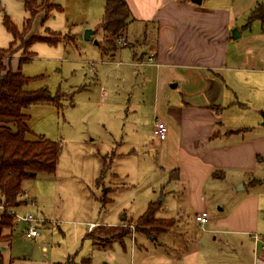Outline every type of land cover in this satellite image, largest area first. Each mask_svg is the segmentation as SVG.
<instances>
[{
    "label": "rangeland",
    "instance_id": "1",
    "mask_svg": "<svg viewBox=\"0 0 264 264\" xmlns=\"http://www.w3.org/2000/svg\"><path fill=\"white\" fill-rule=\"evenodd\" d=\"M24 1L0 0V50L12 40L3 17L7 16L19 32L30 18L27 33L15 41L10 56L2 62L15 70L20 57L34 53L20 66L21 73L30 79L25 89L46 90L56 98L57 106L33 104L27 111L28 126L31 132L60 142L62 148L54 174L41 173L22 183L27 203L15 214L44 216L50 224L37 222L38 236L33 240L25 235L26 222H18L12 230L2 229L6 233L3 236L12 234L9 255L21 260L26 257L11 264H40V260L61 264H239L234 252L223 244L222 235L213 240L212 233L201 226L187 228L191 225L190 208L170 193L174 186H180L173 178V169L165 165L171 155L160 153L157 137L146 126L150 104L134 115L128 111V100L134 103L140 98L146 73V68L137 64L124 45L126 42L131 46L136 36L142 37L137 23L127 25L128 41L123 35L116 39L117 49L105 54L96 45L104 38L101 20L105 0H48L50 9L46 13L38 9L33 17L25 9ZM29 1L34 6L41 3ZM257 1L260 0H228L231 10L240 14L236 26L243 32L238 39L230 40L227 54L229 61L241 55L244 61L252 60L242 65L244 69L264 67V62L256 58L264 55V36L256 35L264 28L261 25L260 29L257 22L250 27L244 25ZM236 26L231 34L233 30L238 32ZM86 30L93 32L90 40L84 39ZM48 31L59 33L57 44L36 40L27 50L22 48L23 41L47 37ZM256 77L259 84L251 85L247 92L254 95L248 110L253 112L252 107H258L256 113L261 116L264 81L261 74ZM150 86H154V73H150ZM232 112L228 111L229 117ZM247 115L250 120L251 115ZM141 123L142 127L135 126ZM262 178L264 163L260 162L248 180ZM216 186L222 189L216 188L215 194L232 190L234 196L235 189H241L239 183L232 188L226 184ZM243 190L249 191L247 185ZM255 191L264 198V183L256 186ZM151 203L160 205L155 217L174 220L170 230L145 234L133 227ZM233 203L222 200L209 210V216ZM0 206V215L4 210L11 213L10 208ZM126 231L121 239L112 238ZM3 236L0 242L6 243ZM42 245L47 247V253L41 251ZM246 249L243 264H250L248 243Z\"/></svg>",
    "mask_w": 264,
    "mask_h": 264
},
{
    "label": "crops",
    "instance_id": "2",
    "mask_svg": "<svg viewBox=\"0 0 264 264\" xmlns=\"http://www.w3.org/2000/svg\"><path fill=\"white\" fill-rule=\"evenodd\" d=\"M125 2L131 14L129 24L137 23L142 34L133 39L129 49L137 64L146 68L140 98L134 103L128 100V111L134 115L150 104L146 126L153 133L155 120L165 124L164 139L153 135L158 140L160 153L171 155L165 165L173 169V178L180 186H174L170 193L190 208L191 225L187 228L201 226L205 232L212 233L213 240L222 235L223 244L234 252L239 264H243L248 243L250 264H264V198L255 191L256 186L264 183V178L248 180L260 162L264 163V125L257 114L258 107H252L253 112L248 110L249 100L254 95L247 94L251 85L259 84L256 74H261V81H264V67L244 69V63L252 62L250 59L244 61V55L234 56L229 61V44L234 39L231 30L237 24L239 12L231 10L228 0H201L199 4L191 0ZM246 20V27L257 22L261 29L259 20H252L248 25ZM236 28L238 39L243 31ZM262 31L256 35L264 36ZM124 37L128 41L126 32ZM151 55L153 62L147 59ZM256 58L264 62V55ZM236 63L241 65H234ZM150 73H154L153 88ZM173 89L178 92L173 94ZM227 100L231 101L226 103ZM228 111H233L230 117ZM247 114L251 115L250 120ZM142 125L135 124L136 127ZM257 156H260L259 161ZM238 183L241 189H235L234 196L232 190L215 194L216 188H221L216 185L226 184L232 188ZM246 185L249 191L243 190ZM241 191L243 194H239ZM226 199L234 202L233 205L227 209L222 207L218 214L209 216V210ZM21 205L10 211L15 213ZM201 211L208 213L203 225L195 221ZM40 218L46 225L50 224L47 217ZM13 220L10 230L20 222ZM5 234L0 232V236ZM9 247L7 242H0V264L26 259L25 256L22 260L12 258L7 252ZM41 251L47 253V247L42 245ZM40 264L61 263L40 260Z\"/></svg>",
    "mask_w": 264,
    "mask_h": 264
},
{
    "label": "trees",
    "instance_id": "3",
    "mask_svg": "<svg viewBox=\"0 0 264 264\" xmlns=\"http://www.w3.org/2000/svg\"><path fill=\"white\" fill-rule=\"evenodd\" d=\"M24 6L31 17L38 9L45 12L51 7L48 5V0H41L40 6H34L29 0H25ZM255 19L259 20L264 28V0L257 1L252 7L246 24ZM130 20L131 14L125 0H105L101 20L104 38L102 43L96 44L100 51L106 54L117 49L116 39L125 36ZM3 25L12 36V40L7 48L0 50V204L12 209L25 203L21 199V195L24 194L22 189L24 180L35 179L41 173H55L62 147L60 142L51 141L43 135L31 132L28 126L27 111L33 104L53 103L57 106L56 98L51 97L46 90L25 89L30 79L21 73L20 66L34 53L27 52L26 56L20 57L15 70L8 67L9 64L2 62L5 57L10 56L15 41L23 39L24 34L27 33L30 18L24 21L21 32L7 16L3 17ZM58 34L56 31H48L47 37H32L28 41H23L22 48L27 50L36 40L55 45L59 41ZM124 45L129 47L126 42ZM259 160L260 156H257V161ZM159 206V203H151L148 209L134 221L133 227L145 234L170 230L174 224L173 219L155 217ZM13 226V215L4 210L0 215V232L3 228L9 229ZM128 231L112 238L121 239ZM3 238L10 245L11 235Z\"/></svg>",
    "mask_w": 264,
    "mask_h": 264
},
{
    "label": "built area",
    "instance_id": "4",
    "mask_svg": "<svg viewBox=\"0 0 264 264\" xmlns=\"http://www.w3.org/2000/svg\"><path fill=\"white\" fill-rule=\"evenodd\" d=\"M148 61L149 62H153L154 61V56L151 55L149 56L148 58ZM166 132H167V129H166V126L163 122L159 121V120H155L154 121V129H153V133L154 135L159 138V139H164L165 136H166ZM26 195L23 194V197H25ZM21 197V199L23 198ZM25 203H27V198L26 200H24ZM31 204H33L32 201H30ZM1 208V206H0ZM12 215H13V218L16 220V221H23V222H26L27 223V229H26V237L27 238H34L38 235V232L36 230V227H35V224L37 222L39 223H43L45 220L43 218H36L35 215L33 214H25L23 216H20L18 214H15L11 211ZM207 217H208V213L206 211H201L199 214H197L195 216V221L199 224V225H203L206 221H207Z\"/></svg>",
    "mask_w": 264,
    "mask_h": 264
},
{
    "label": "water",
    "instance_id": "5",
    "mask_svg": "<svg viewBox=\"0 0 264 264\" xmlns=\"http://www.w3.org/2000/svg\"><path fill=\"white\" fill-rule=\"evenodd\" d=\"M193 3H196V4H199L201 2V0H191ZM93 32L91 30H86L85 33H84V39L85 40H90V35L92 34ZM231 37L232 38H237L238 37V32L236 30H233L232 31V34H231ZM96 44V42H95ZM261 117H262V122L261 124L264 125V113H261Z\"/></svg>",
    "mask_w": 264,
    "mask_h": 264
}]
</instances>
